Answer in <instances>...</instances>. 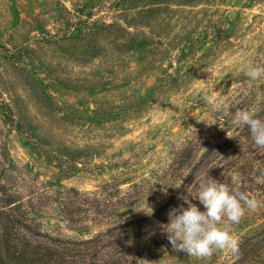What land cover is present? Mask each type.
I'll list each match as a JSON object with an SVG mask.
<instances>
[{
    "label": "rangeland",
    "instance_id": "rangeland-1",
    "mask_svg": "<svg viewBox=\"0 0 264 264\" xmlns=\"http://www.w3.org/2000/svg\"><path fill=\"white\" fill-rule=\"evenodd\" d=\"M245 64L264 66V0H0V198L37 243L100 236L89 264H264L240 248L264 233V149L231 124L264 117ZM207 175L258 201L229 225L235 254L161 228L183 197L203 211Z\"/></svg>",
    "mask_w": 264,
    "mask_h": 264
},
{
    "label": "clouds",
    "instance_id": "clouds-1",
    "mask_svg": "<svg viewBox=\"0 0 264 264\" xmlns=\"http://www.w3.org/2000/svg\"><path fill=\"white\" fill-rule=\"evenodd\" d=\"M240 71L251 81L264 79V66L245 64ZM213 107L220 109V102L214 103ZM222 107L224 114H229L230 106L224 104ZM231 124L235 128L246 127L254 145L264 149V117L250 110L237 109ZM233 180L238 181L239 176H234ZM256 183H264V174L256 177ZM182 199L183 204L168 212V223L161 225L172 247L196 258L210 257L216 251L235 254L237 241L229 225L238 223L246 208L254 210L257 207L255 197L207 175L201 178L194 198L203 211L187 196Z\"/></svg>",
    "mask_w": 264,
    "mask_h": 264
},
{
    "label": "trees",
    "instance_id": "trees-1",
    "mask_svg": "<svg viewBox=\"0 0 264 264\" xmlns=\"http://www.w3.org/2000/svg\"><path fill=\"white\" fill-rule=\"evenodd\" d=\"M1 201L0 264H89L100 254L99 247L104 246L100 236L88 241H68L51 237L46 243H37L33 241L36 234L28 221L17 213L20 207L8 195L0 198V203ZM262 235L260 240H248L240 247L246 257H254L259 251H264V233ZM111 236L115 235L104 234L108 242L109 238L112 239ZM121 240L120 242H124L128 238Z\"/></svg>",
    "mask_w": 264,
    "mask_h": 264
}]
</instances>
